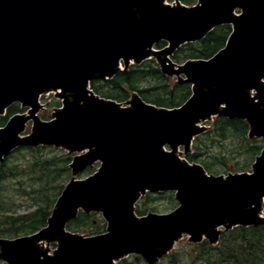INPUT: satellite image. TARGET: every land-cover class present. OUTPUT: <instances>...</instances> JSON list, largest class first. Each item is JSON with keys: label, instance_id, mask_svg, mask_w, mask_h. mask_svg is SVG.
Wrapping results in <instances>:
<instances>
[{"label": "water", "instance_id": "1", "mask_svg": "<svg viewBox=\"0 0 264 264\" xmlns=\"http://www.w3.org/2000/svg\"><path fill=\"white\" fill-rule=\"evenodd\" d=\"M174 1L0 0V117L19 103L34 121L26 138L20 135L27 115L0 129V161L20 147L56 146L84 153L71 164L74 176L102 163L93 177L66 186L46 228L0 239L6 264H115L134 255L156 264L185 233L191 243L213 245L220 227L264 226V151L254 174L226 178L176 154L180 146L189 153L206 132L198 123L217 115L247 121L250 138L264 140V0H199L196 7ZM224 25L233 32L212 59L161 66L166 76L183 75L181 82L192 85L182 107L158 108L139 95L122 107L90 88L92 81L113 79L122 66L151 60L161 42L173 55ZM47 92L63 98L49 122L36 116ZM147 192H176L179 206L139 218L135 204ZM80 210L102 213L108 232H69ZM40 241L58 242L54 255L34 247Z\"/></svg>", "mask_w": 264, "mask_h": 264}, {"label": "trees", "instance_id": "2", "mask_svg": "<svg viewBox=\"0 0 264 264\" xmlns=\"http://www.w3.org/2000/svg\"><path fill=\"white\" fill-rule=\"evenodd\" d=\"M192 7L197 0H180ZM232 34V26L214 29L204 40L180 48L173 61L183 64L189 60H210L222 49ZM167 44L161 42L158 49ZM91 89L98 96L118 103L128 102L134 94L159 108L174 109L184 105L192 96L190 84H180L163 74L155 60L141 66H131L112 80L92 81ZM53 100L49 108H60ZM20 104H14L0 120L4 127L10 118L25 113ZM42 119L50 121V115ZM250 125L244 120L215 118L209 130L196 137L191 152L185 156L190 164H200L210 175L251 173L256 159L264 149V140L250 138ZM75 154L53 146L20 147L4 161H0V239H17L33 235L47 227L57 201L73 179L71 164ZM85 170L82 179L93 175ZM170 200L177 208L171 193L147 194L137 214L146 216L159 201ZM28 207L18 212L24 205ZM98 219V220H96ZM68 231L96 236L106 233L107 224L95 213L79 215L69 222ZM191 251L170 257L168 264H264V227H238L224 232L217 245L207 241L194 244ZM137 261L140 258H136ZM122 264H129L124 261Z\"/></svg>", "mask_w": 264, "mask_h": 264}, {"label": "rangeland", "instance_id": "3", "mask_svg": "<svg viewBox=\"0 0 264 264\" xmlns=\"http://www.w3.org/2000/svg\"><path fill=\"white\" fill-rule=\"evenodd\" d=\"M200 1L199 0H197V3H199ZM166 3H168V4H174L172 1H170V0H167L166 1ZM165 3V4H166ZM237 13H239V11L237 12ZM169 48V44L167 43V47H165L164 49L166 50V49H168ZM164 49H158V47H155V50L157 51V52H161L160 54H157V56H155V57H152L151 59H153V60H155L156 61V63L157 64H159L160 66H163L164 64L165 65H170V64H172V63H174L175 64V66H174V68L175 69H178L179 68V65L180 64H177V63H175L174 61H173V56H174V54L176 53H174L173 55L172 54H168L166 51H164ZM164 51V52H163ZM164 67V66H163ZM164 74V73H163ZM165 75V74H164ZM169 78H171L172 80H174V81H176V82H178V83H180V84H183L181 81H183L184 79H185V76H183V75H181V76H175V75H170V76H168ZM263 84H264V80H263ZM251 93H252V95L253 96H256L257 95V92L255 91V90H252L251 91ZM135 95H133L132 96V99H133V97H134ZM140 96V95H139ZM141 97V96H140ZM142 98V97H141ZM131 99V100H132ZM53 100H58V101H60L61 102V105L63 104V98L62 97H60V96H58L57 95V93L56 92H47V93H45L43 96H42V98L40 99V109H39V111L37 112V114H36V116H37V118L40 120V121H44L43 119H42V115L45 113V114H48V115H50V118L51 119H53L54 118V114H55V112H56V108H49V104H51L52 103V101ZM122 107H130V104L129 103H122V104H120ZM21 108H23L22 106H21ZM28 110V109H27ZM26 114H27V116H29L30 118H29V121L27 122V124H26V126H25V129H24V132L20 135V137L21 138H26V137H28V134H30L31 133V131H32V126H33V123H34V121H33V119L31 118V115H30V113L27 111L26 112ZM219 116L220 115H217V116H215V117H212V118H210L209 120H207V121H201V122H199L198 124L199 125H201L202 126V131H207L209 128H210V126H211V124L214 122V120H215V118H219ZM2 118V117H1ZM0 118V119H1ZM55 148H57V149H62V150H64V151H66L67 152V150L65 149V148H62V147H56L55 146ZM166 149L168 150V151H171V149L169 148V147H166ZM191 152V151H190ZM189 152V153H190ZM189 153H186L185 152V149H184V146H180L179 148H178V150H177V152H176V154H177V156H179L180 158H181V160H183V161H185V156H186V154L188 155ZM82 155V153H77V154H75L74 156V160H75V158L76 157H78V156H81ZM100 162L99 163H96V164H94L93 165V167H92V170L93 171H97L98 169H99V167H100ZM230 175H232L233 173H229ZM214 176V175H213ZM215 176H223V177H226V176H228V175H226V174H221V175H215ZM82 178V176L81 175H77V176H74V179L75 180H78V179H81ZM84 179V178H83ZM162 193V192H161ZM166 193H171V194H173V196H174V203H176L177 204V207H178V205H179V203H178V200H177V198H176V193L175 192H166ZM147 194H148V192H147ZM144 197H145V195L143 196V195H141V200L136 204V206H135V208H134V210H135V215L137 216V217H140L138 214H137V206L139 205V204H143L142 203V200L144 199ZM173 203L170 201V200H165V201H159L157 204H155L154 205V207L155 208H157V210L155 211V212H153V211H149V213L147 214V215H149V214H160V215H165V214H169V213H171V212H173L175 209H173ZM28 207V205H24L21 209H19L18 210V212L20 211V213H22V211L23 210H25L26 208ZM263 209H264V205H263ZM24 212V211H23ZM95 214H97L98 215V218L101 220V219H103V215H102V213H100V212H94ZM96 220H98V219H96ZM104 220V219H103ZM105 221V220H104ZM106 223V222H105ZM108 226V225H107ZM219 230L221 231V232H224L225 231V229L223 228V227H220L219 228ZM81 236H83V237H93V236H88L89 234H80ZM196 244H198V243H196ZM192 245H194V244H192L191 242H190V236L188 235V234H183L176 242H175V244H174V246H173V249L169 252V253H167L166 255H164L163 257H159L158 259H157V262H156V264H168V262H170V257L169 256H173V255H177V254H179V253H182V252H185V251H191L192 249L190 248ZM213 245H217V244H213ZM43 246L44 247H40V249H42V250H45L46 252H47V254H49V255H54V252L56 251V249H57V247H58V242H54V243H50V242H47V241H45L44 243H43ZM137 257L136 256H129V257H127V259H125L126 261H128V263L129 264H147L144 260H142V259H140V260H138L137 261V259H136ZM139 258V257H138ZM124 259L123 260H121V261H117V262H115V264H122L124 261H125ZM0 264H6L5 262H3L1 259H0Z\"/></svg>", "mask_w": 264, "mask_h": 264}, {"label": "bare ground", "instance_id": "4", "mask_svg": "<svg viewBox=\"0 0 264 264\" xmlns=\"http://www.w3.org/2000/svg\"><path fill=\"white\" fill-rule=\"evenodd\" d=\"M250 94H251V96L254 98V96L252 95L251 92H250ZM197 127H198V128H201V125L198 124ZM44 242H45V241H40V242H38L37 244H35L34 247H37V248H38V247H39V248H40V247H44V246H43V243H44Z\"/></svg>", "mask_w": 264, "mask_h": 264}]
</instances>
